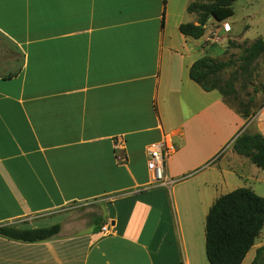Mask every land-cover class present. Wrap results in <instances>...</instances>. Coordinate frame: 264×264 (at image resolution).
I'll list each match as a JSON object with an SVG mask.
<instances>
[{"label":"crops","instance_id":"0c3cea01","mask_svg":"<svg viewBox=\"0 0 264 264\" xmlns=\"http://www.w3.org/2000/svg\"><path fill=\"white\" fill-rule=\"evenodd\" d=\"M194 1L0 0V224L61 225L37 243L0 236V264H211V207L238 179L264 183L232 149L247 129L264 136V116L190 78L221 41L181 33ZM165 140L174 183L155 185L147 148ZM91 201L101 220L67 233L62 211ZM261 247L263 232L242 264Z\"/></svg>","mask_w":264,"mask_h":264},{"label":"trees","instance_id":"16d2710c","mask_svg":"<svg viewBox=\"0 0 264 264\" xmlns=\"http://www.w3.org/2000/svg\"><path fill=\"white\" fill-rule=\"evenodd\" d=\"M238 0H195L188 7L190 14L198 18L197 24L180 26L185 36L199 40L206 35L210 22L221 24L234 16V4ZM231 46H235L230 42ZM242 54L236 62L204 56L190 68V78L204 91H218L230 106V98L236 95V82L251 77L257 62L264 57V39L245 42ZM233 69L227 79L223 76ZM255 89L236 110L244 120H249L264 106ZM262 106V107H261ZM233 107V106H232ZM261 107V108H260ZM234 108V107H233ZM233 151L264 171V136L244 131L233 142ZM264 227V196L250 188H239L219 197L206 219V254L211 264H242L255 245ZM61 225L45 228H21L0 224V236L25 243H37L55 238ZM253 264H264V247H261Z\"/></svg>","mask_w":264,"mask_h":264},{"label":"rangeland","instance_id":"374dc122","mask_svg":"<svg viewBox=\"0 0 264 264\" xmlns=\"http://www.w3.org/2000/svg\"><path fill=\"white\" fill-rule=\"evenodd\" d=\"M234 12V16L228 20V22L233 27V37L231 39H228V34L226 33L230 32L232 29L228 31L226 27H224L225 33L223 30L219 31L216 24H214V27L207 29L206 33L209 34V37H214V34H216L221 38V41L216 43L213 48L215 50V55H217L216 59L236 62L239 56L242 54L245 42L252 43L258 39H264V0H238L234 4ZM228 27L231 26L229 25ZM213 32L215 33L213 34ZM230 42H233L236 45L231 46ZM2 47L7 50L10 49L7 47L6 43L0 41V48ZM207 53V55L210 54L209 50ZM232 70L233 69H229V71L225 73L223 77L227 79ZM235 86L237 93L230 98V104L236 110H238L240 102L247 101L249 99L248 95L252 94L255 89L260 91L257 96L258 100L260 102L263 101L262 92L264 91V57L257 62L252 76L240 78L239 81L236 82ZM260 110L261 109H258L249 120L253 119V117H255ZM246 131L249 133L252 132L249 129ZM250 166L251 167H249V169H247L245 172L247 175L252 176L254 174L251 172H260L258 176H264L263 170L259 168L257 169V167L252 163ZM237 181L242 182L239 184V187L249 188V185H251L256 187L255 190L258 195H264V183L261 184L255 182V180L251 181L250 179L248 181L244 179H238ZM100 208L101 207L98 201L74 203L66 207L62 211V213L65 214V231L69 234H78L88 231L93 227L94 222L95 224H98V221L101 220L99 217L101 210ZM28 227L32 226L28 225ZM262 232L264 234V227Z\"/></svg>","mask_w":264,"mask_h":264},{"label":"built area","instance_id":"2783aa9c","mask_svg":"<svg viewBox=\"0 0 264 264\" xmlns=\"http://www.w3.org/2000/svg\"><path fill=\"white\" fill-rule=\"evenodd\" d=\"M229 31L230 27L225 26ZM261 114L264 116V106L261 109ZM177 151L172 140H165L150 144L147 148L148 154V170L151 174L152 184H172L174 181L166 177L165 169L167 160ZM109 226L102 227V232H107Z\"/></svg>","mask_w":264,"mask_h":264}]
</instances>
